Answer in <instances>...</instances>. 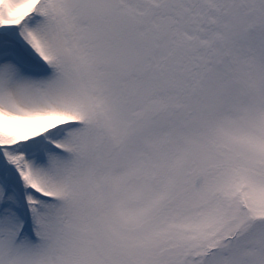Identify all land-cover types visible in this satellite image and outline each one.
<instances>
[{"label": "snow or ice", "instance_id": "1", "mask_svg": "<svg viewBox=\"0 0 264 264\" xmlns=\"http://www.w3.org/2000/svg\"><path fill=\"white\" fill-rule=\"evenodd\" d=\"M0 264H264V0H0Z\"/></svg>", "mask_w": 264, "mask_h": 264}]
</instances>
